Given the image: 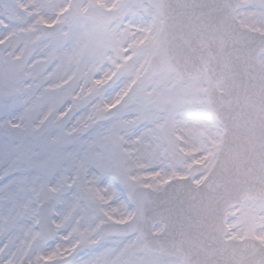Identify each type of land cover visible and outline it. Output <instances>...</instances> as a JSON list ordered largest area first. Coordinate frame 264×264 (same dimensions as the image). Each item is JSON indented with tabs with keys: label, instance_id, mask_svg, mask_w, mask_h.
Masks as SVG:
<instances>
[{
	"label": "snow or ice",
	"instance_id": "1",
	"mask_svg": "<svg viewBox=\"0 0 264 264\" xmlns=\"http://www.w3.org/2000/svg\"><path fill=\"white\" fill-rule=\"evenodd\" d=\"M0 264H264V0H0Z\"/></svg>",
	"mask_w": 264,
	"mask_h": 264
}]
</instances>
